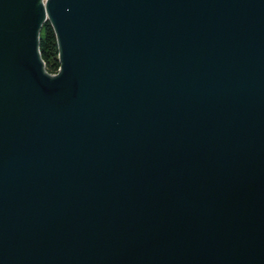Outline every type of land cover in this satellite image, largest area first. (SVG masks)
I'll return each mask as SVG.
<instances>
[{
	"label": "water",
	"instance_id": "obj_1",
	"mask_svg": "<svg viewBox=\"0 0 264 264\" xmlns=\"http://www.w3.org/2000/svg\"><path fill=\"white\" fill-rule=\"evenodd\" d=\"M0 264H264V0H0Z\"/></svg>",
	"mask_w": 264,
	"mask_h": 264
},
{
	"label": "trees",
	"instance_id": "obj_2",
	"mask_svg": "<svg viewBox=\"0 0 264 264\" xmlns=\"http://www.w3.org/2000/svg\"><path fill=\"white\" fill-rule=\"evenodd\" d=\"M39 53L45 70L49 74L57 73L60 67L58 44L52 25L48 20L43 22L40 29Z\"/></svg>",
	"mask_w": 264,
	"mask_h": 264
},
{
	"label": "built area",
	"instance_id": "obj_3",
	"mask_svg": "<svg viewBox=\"0 0 264 264\" xmlns=\"http://www.w3.org/2000/svg\"><path fill=\"white\" fill-rule=\"evenodd\" d=\"M55 74H57V73H55ZM55 74H51V75H55Z\"/></svg>",
	"mask_w": 264,
	"mask_h": 264
}]
</instances>
